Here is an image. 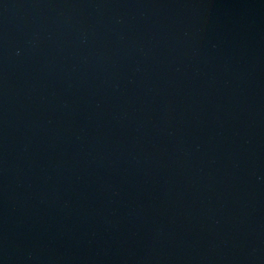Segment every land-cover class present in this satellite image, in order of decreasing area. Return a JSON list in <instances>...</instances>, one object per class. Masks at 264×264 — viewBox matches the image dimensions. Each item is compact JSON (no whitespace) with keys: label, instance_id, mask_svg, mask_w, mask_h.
<instances>
[{"label":"water","instance_id":"obj_1","mask_svg":"<svg viewBox=\"0 0 264 264\" xmlns=\"http://www.w3.org/2000/svg\"><path fill=\"white\" fill-rule=\"evenodd\" d=\"M264 173V0H0V264H177Z\"/></svg>","mask_w":264,"mask_h":264}]
</instances>
